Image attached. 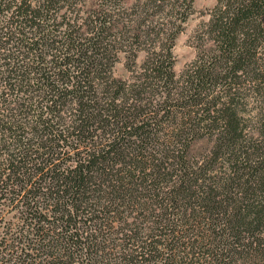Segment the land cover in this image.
I'll return each instance as SVG.
<instances>
[{
	"label": "trees",
	"instance_id": "trees-1",
	"mask_svg": "<svg viewBox=\"0 0 264 264\" xmlns=\"http://www.w3.org/2000/svg\"><path fill=\"white\" fill-rule=\"evenodd\" d=\"M104 1L0 0V264H264V0H218L179 77L156 9L194 0Z\"/></svg>",
	"mask_w": 264,
	"mask_h": 264
},
{
	"label": "rangeland",
	"instance_id": "rangeland-1",
	"mask_svg": "<svg viewBox=\"0 0 264 264\" xmlns=\"http://www.w3.org/2000/svg\"><path fill=\"white\" fill-rule=\"evenodd\" d=\"M126 4H131L135 0H125ZM173 0H171L172 2ZM218 0H194L193 8L191 11L186 10L183 6L177 8L174 13L171 12L169 9L170 6L164 5L162 8H157V10H161L160 16L164 18L165 25H157L155 30L159 33H163L162 31L168 27H174L176 29L178 25L181 24V32L178 34L177 38L175 39V44L173 47V54L175 58V72L177 77L181 76L183 71L188 68L196 58L199 53V48L206 42L205 36L202 32L201 26L203 23L207 22L210 18V12L217 4ZM89 7L98 6L101 2H106L104 0H86ZM169 4V3H168ZM155 11V12H156ZM191 12L189 17L186 21H182V17L186 15V13ZM161 19V23L163 22ZM166 30V29H165ZM160 37H157L154 41L155 44H163V34ZM158 35V36H159ZM144 47L146 43L142 44ZM147 58V52L141 51L138 57V65H142ZM128 59L124 57V54L121 55L120 61L114 67V73L116 76L123 78V79H130L133 75H136L133 70H131L127 66ZM138 71H143L140 67L137 68ZM250 88L247 86L246 89L242 91L245 95H241L243 98V102L245 105H248V111L246 113V118L243 123H251L250 120L253 121L254 126L256 124V120L252 118L253 112L251 111L256 106V101L254 100L255 96H251L250 94L252 91L249 90ZM247 96V97H245ZM249 103V104H248ZM244 105V106H245ZM214 143V137L210 138L205 136L202 139L197 140L194 145L192 146L191 154L197 159H201L204 157L209 149L212 147ZM224 164L222 160L219 161L216 168H219ZM226 166V164H225ZM225 166H222L225 169Z\"/></svg>",
	"mask_w": 264,
	"mask_h": 264
}]
</instances>
